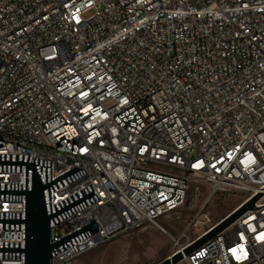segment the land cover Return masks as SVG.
<instances>
[{"label":"built area","instance_id":"2783aa9c","mask_svg":"<svg viewBox=\"0 0 264 264\" xmlns=\"http://www.w3.org/2000/svg\"><path fill=\"white\" fill-rule=\"evenodd\" d=\"M35 172L52 241L80 231L52 264L157 224L193 179L245 195L215 222L205 203L194 240L261 196L183 259L264 264V0H0V264H25Z\"/></svg>","mask_w":264,"mask_h":264},{"label":"rangeland","instance_id":"374dc122","mask_svg":"<svg viewBox=\"0 0 264 264\" xmlns=\"http://www.w3.org/2000/svg\"><path fill=\"white\" fill-rule=\"evenodd\" d=\"M209 194V184L193 179L186 202L179 210L164 215L157 224H148L128 236L95 248L74 264H157L163 261L203 231V225L196 221L205 203L204 213L215 222L230 213L245 197L242 193H218L206 202ZM204 218L202 216L201 220ZM177 264L188 263L183 259Z\"/></svg>","mask_w":264,"mask_h":264},{"label":"water","instance_id":"95a60500","mask_svg":"<svg viewBox=\"0 0 264 264\" xmlns=\"http://www.w3.org/2000/svg\"><path fill=\"white\" fill-rule=\"evenodd\" d=\"M34 167V164H32ZM51 184H44L37 172L34 173L32 180V188L26 190V243L21 249L25 253V264H52L53 251L70 240L71 237L80 233V231L65 237L61 241L53 242L51 237V220L54 214H49L45 202L44 191ZM261 196L258 195L247 203L243 204L225 220H222L215 228L200 238L194 240L183 250L172 253L163 261L157 264H177L183 260L184 255L190 254L195 249L203 245L205 242L216 236L219 232L231 225L242 213L253 207L255 201ZM89 229L96 231V226L91 223L83 230Z\"/></svg>","mask_w":264,"mask_h":264},{"label":"crops","instance_id":"0c3cea01","mask_svg":"<svg viewBox=\"0 0 264 264\" xmlns=\"http://www.w3.org/2000/svg\"><path fill=\"white\" fill-rule=\"evenodd\" d=\"M80 258V257H79Z\"/></svg>","mask_w":264,"mask_h":264}]
</instances>
